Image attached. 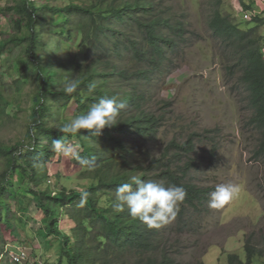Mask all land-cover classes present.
Returning a JSON list of instances; mask_svg holds the SVG:
<instances>
[{"label": "trees", "instance_id": "16d2710c", "mask_svg": "<svg viewBox=\"0 0 264 264\" xmlns=\"http://www.w3.org/2000/svg\"><path fill=\"white\" fill-rule=\"evenodd\" d=\"M240 2L245 9L252 8L253 1ZM222 3L208 1V26L221 43L219 55L226 74L247 92L249 121L259 135L255 154L264 161L261 20L254 15L257 26L241 28L223 13ZM3 11L11 13L7 24L12 32L0 41V60L19 48L21 58L6 60L5 67L15 74L17 85L32 84L34 93L27 145L7 146L0 140V254L7 244L5 232L10 236L19 234L24 215L36 209L42 212L37 233L47 243L51 236L63 242L57 264H179L168 239L170 235L193 232L196 214L212 209L210 193L216 188L189 179L195 137L182 144L172 141L169 152L160 158L152 157L150 148L166 115V111L158 113L152 108L156 103L154 90L179 66L183 48L191 45L193 32L186 16L176 14L166 0H72L60 5L48 0H17ZM55 14L61 16V21L55 22ZM41 25L47 39L42 38ZM76 43L83 53L82 60L69 55L58 62L60 54ZM68 82L78 83L71 94L63 91ZM93 82L96 88L90 93L88 86ZM112 95L126 105L117 124L105 126L98 135L88 129L76 134L60 131L70 122L65 113L70 104L75 105L74 118L101 97ZM160 101L165 102L164 109L172 106L171 101ZM9 104V98L0 91V118L6 115ZM54 139L80 144L78 152L89 164L74 162L83 168L86 177L95 180L87 189L62 186L55 190L58 179L53 188L44 187L49 178H59L58 172H50L59 161V153L51 147ZM16 174L21 175L22 185L27 184L23 193L14 180ZM133 175L186 189L187 196L175 219L149 229L129 215L127 206L123 212L114 210L117 186L130 182ZM64 218L72 223L71 234L60 226ZM251 237L245 243L246 264H251L255 255H264V245H254ZM228 259L230 264H244L237 254H229Z\"/></svg>", "mask_w": 264, "mask_h": 264}, {"label": "rangeland", "instance_id": "374dc122", "mask_svg": "<svg viewBox=\"0 0 264 264\" xmlns=\"http://www.w3.org/2000/svg\"><path fill=\"white\" fill-rule=\"evenodd\" d=\"M17 0H0V41L9 38L10 27L7 24L8 13L5 10ZM50 3L62 4L72 0H48ZM89 0H75L88 2ZM209 0H166L176 14L186 16L191 29V45L184 47L183 59L168 75L161 86L157 85L154 111H166L162 126L154 144L150 146L152 157L160 158L168 151L172 141L185 143L191 137L196 138V148L189 159L193 161L189 179L203 187H216L220 184L238 186L237 195L219 208L210 209L209 213L196 214L193 232L181 236L170 235L168 244L175 250L173 255L179 264H230L229 254H237L246 264V239L252 234L250 242L258 247L264 245V161L255 154L259 135L250 123L251 110L244 88L231 80L225 71L224 61L220 57L221 43L212 35L208 26ZM252 2L251 9H245L240 0H223L222 11L240 25L251 28L256 25L255 16L261 22L259 32L264 35V0H247ZM251 12L250 18L246 13ZM255 15V16H254ZM55 22L61 16L55 14ZM42 38L44 26L41 25ZM79 43L65 49L58 62L69 55L81 61L83 53ZM21 50L13 49L5 59L0 60V91L10 100L6 115L0 118V140L4 145H27L28 128L31 114L34 87L26 83H15V74L8 73L5 61L15 62L21 58ZM57 55V54H56ZM160 89V90H159ZM164 99L172 106L165 107ZM75 105L70 104L65 112L71 121ZM67 144L78 146L77 141ZM216 144V145H213ZM169 152V151H168ZM0 166V171L2 170ZM50 172L59 173V178L51 177L44 185L55 186V190L65 186L67 189L83 191L95 182L85 176L81 168L70 156L59 153L58 163H54ZM14 180L23 193L27 184L22 185L21 175ZM53 188V187H51ZM42 212L33 209L31 214L23 217L20 233L10 236L5 232L7 244L0 254V264H16L11 254L19 249L26 250L28 258L22 264H57L62 257V241L53 236L49 243L37 232L41 227ZM19 225V224H18ZM71 221L64 218L60 226L71 234ZM9 248V251H7ZM251 264H264V255H255Z\"/></svg>", "mask_w": 264, "mask_h": 264}, {"label": "clouds", "instance_id": "9594fccd", "mask_svg": "<svg viewBox=\"0 0 264 264\" xmlns=\"http://www.w3.org/2000/svg\"><path fill=\"white\" fill-rule=\"evenodd\" d=\"M77 87V82H68L63 91L65 94H71ZM95 88L96 84L93 82L89 84L88 91L94 92ZM125 107V103L116 95L101 97L86 112L76 115L69 123L63 125L60 131L76 134L81 129H88L92 134L98 135L105 126L117 124V117ZM51 147L53 151L70 156L81 164H89L86 158L80 156L78 146L69 145L63 139H54ZM238 192L239 188L234 184L217 185L210 193L209 207H222ZM83 195L86 197L87 193ZM186 196L187 191L183 186L176 184L165 186L162 182L145 180L133 175L130 182L117 186L113 208L116 212H123L127 206L131 217L139 219L149 229L159 228L175 219Z\"/></svg>", "mask_w": 264, "mask_h": 264}, {"label": "built area", "instance_id": "2783aa9c", "mask_svg": "<svg viewBox=\"0 0 264 264\" xmlns=\"http://www.w3.org/2000/svg\"><path fill=\"white\" fill-rule=\"evenodd\" d=\"M251 13H246V18H250ZM12 260L16 264H22L23 260L27 259L29 256L24 249H19L11 254Z\"/></svg>", "mask_w": 264, "mask_h": 264}]
</instances>
